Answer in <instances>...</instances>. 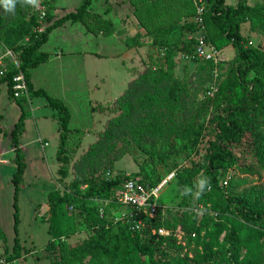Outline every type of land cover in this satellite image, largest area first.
Here are the masks:
<instances>
[{
    "label": "rangeland",
    "instance_id": "rangeland-1",
    "mask_svg": "<svg viewBox=\"0 0 264 264\" xmlns=\"http://www.w3.org/2000/svg\"><path fill=\"white\" fill-rule=\"evenodd\" d=\"M79 1L40 0L37 9L17 4L14 13L0 7V53L9 49L17 56L19 46L27 40L26 31L35 27L30 23L39 9H49L47 21L45 16L37 19L43 29L73 10ZM260 1L263 0H246L248 4ZM224 2L233 4L235 0ZM204 6L198 0H93L91 15H85L83 22L66 21L50 33L42 50L51 51L60 46L64 52L48 64H39L32 73L37 87L61 99L68 108L67 176L60 178L61 164L55 158L57 124L52 117L55 111L42 96L24 100L19 146L25 167L16 198V231L11 182L15 164L11 160L9 135L3 136V132L12 127L21 109L8 98L6 84H0V230L4 235L0 239V255L12 252L17 236L19 253L11 264L70 262L68 250L87 239L95 229L96 218L86 215V207L101 209L102 216L97 218L115 232L130 207L112 198L113 193L85 197L86 184L70 185L78 177L101 180L107 172L136 173V177L155 183L151 186L173 173L159 190L155 202L160 205L158 214L163 222L160 228L169 231L168 235L178 239L183 248L179 252L169 248L166 241L157 237L166 235L158 234V228L148 225L137 238L153 248L152 258L135 250L128 238V255L111 259L105 254L101 258L90 254L77 258L80 264H151V260L159 259L162 264L179 262L182 257L193 259V249H201L204 240L217 252L210 264H264V221L249 222L236 214L234 206L225 208L227 194H241L256 187L257 209L264 211V171H245L257 163L250 132L230 146L235 161L218 178L224 193L209 191L195 202L206 209L203 215H196L191 197L182 196L178 190L203 171L217 130L220 110L216 103L221 96L218 90L226 86L234 60L231 45L218 47ZM197 7L201 8L199 14ZM198 16L202 17L201 22L197 21ZM191 21L197 25L194 31L181 28L183 23ZM85 23H89V28ZM240 28L253 39L249 43L264 48V32L259 29L257 35L250 32L248 21ZM189 37H204L218 49V60L179 55L181 39ZM171 77L179 80L183 92L174 108L169 109L163 98ZM126 87L128 92L120 96ZM22 95L27 98L26 93ZM187 127L197 131L192 145L186 141ZM51 189L73 196L72 202L62 206L64 217L61 218L62 222L67 217L73 231L60 239L48 232L51 210L46 193ZM192 224L200 227L198 239L186 246L185 233ZM229 228L235 230L238 239L232 251L224 243Z\"/></svg>",
    "mask_w": 264,
    "mask_h": 264
},
{
    "label": "trees",
    "instance_id": "trees-1",
    "mask_svg": "<svg viewBox=\"0 0 264 264\" xmlns=\"http://www.w3.org/2000/svg\"><path fill=\"white\" fill-rule=\"evenodd\" d=\"M93 0H80L73 10L65 12L63 15L55 18L49 24L45 25L39 33L36 30L38 25L37 15L32 16V26L34 29L27 30L26 42L19 46L17 61L18 66H15L9 59L5 60L3 66V73L0 75V84L5 83L7 88V96L20 107V114L17 120L12 124L8 133L9 135L13 157L12 162L15 164V170L12 173L11 182L13 185V220L14 231L18 222L16 198L19 185L22 182V174L25 163L22 156V151L19 146L20 133L23 130V118L25 112L23 111L22 104L24 100L34 96H42L46 101V105L53 109L55 112L52 117L56 120L57 130V146L55 150V158L60 162L58 173L60 178L67 176L68 158L65 155V146L68 139L70 129L68 128L69 111L64 102L57 98L50 96L43 88L34 87L31 82L30 69L38 66L48 59V53L41 49V46L47 41L50 31L66 21L76 22L84 21V16L90 14V6ZM106 2V0H104ZM205 3V10L207 12V20L211 24L214 31V36L217 39L218 47L231 45L234 49L233 65L228 71V82L221 90V96L216 106L219 108L217 117L215 139L212 141V150L206 157V163L203 165V172L211 178V191L223 194V189L218 183L219 175L226 168L234 163V154L230 149L232 144L240 142L247 132L255 145L256 165L246 167L245 171L249 173H259L264 171V48L258 44H251L248 39L241 32V24L248 21L250 30L257 31V29L264 32V0L248 4L246 0H235L233 4H227L224 0H199ZM107 9L103 12L107 13ZM45 19L49 17V9L46 10ZM91 15V14H90ZM47 21V20H46ZM85 27L89 28V23ZM188 31H194L197 28L195 22H186L181 25ZM179 46V55L191 54L194 50L196 39L193 37L181 39ZM192 59H198L193 58ZM203 60V59H200ZM211 61V60H204ZM172 58L168 59V70L171 72ZM18 71H21L26 83V96H14L12 89V76ZM252 73L251 76L249 74ZM129 87H126L120 96H124L128 92ZM183 92V86L175 77H171V82L166 89V94L163 98V103L169 108H174L179 96ZM192 127V126H190ZM187 127L186 141L188 145L196 142V130ZM185 143V142H184ZM186 146V145H184ZM136 173H116L106 174L104 178L96 181L93 178L78 177L74 178L70 185L77 187L78 184H86L84 196H108L113 193L112 198L116 200V196L121 187L124 178L131 177L137 178L140 183L147 184L148 186L154 185L144 181L142 178L136 177ZM194 179H189L190 185ZM253 189L241 194H225V208L229 209L235 207L236 214L242 219L253 223H261L264 221V211L257 209L258 199L256 195L258 192ZM207 193V192H206ZM205 193V194H206ZM46 201L50 204L51 210L48 216V232L55 238L60 239L62 235H68L73 231L72 225L68 224L67 217L61 222L64 217V210L62 206L64 203L73 201V196L69 193L58 189H51L46 193ZM128 206V205H127ZM130 207V206H128ZM133 208L130 207V210ZM134 210V209H133ZM232 211V209H230ZM95 213V214H94ZM103 213V211H102ZM157 212L153 216L141 213L138 215L143 220L144 225L139 230L130 229L128 221L130 218H125L123 223L118 224L116 231L108 230L99 214V209L86 207V215L90 218L95 216V229L93 233L87 237L83 242L76 244L68 250L69 256L72 258L70 262L52 261L51 264H80L77 260L85 258L87 255L94 254L101 258L104 254L108 255L111 259L126 256L130 253L128 238H131V243L135 250L144 254H148L152 258L153 248L143 242H139L137 235L141 233L148 225H152L155 229L161 227L163 222L162 218ZM97 214V216H96ZM102 222V223H101ZM64 225V226H63ZM200 231L199 225L192 224L187 228L184 239L186 246H189L192 240L198 239ZM193 234V235H192ZM4 235L0 230V239ZM161 241H166L169 248L182 251L183 246L177 243L179 241L173 235L159 236ZM12 252L5 256L6 264H11V261L18 256L19 243L17 236L14 237ZM224 243L229 245V250L232 251L238 245L236 232L233 228H229L224 236ZM185 246V245H184ZM194 258L187 259L182 257L181 261H169L163 264H210L216 257L217 252L213 249L209 241H202L201 249L195 248ZM4 256V255H3ZM103 264V263H98ZM151 264H162V261L151 260Z\"/></svg>",
    "mask_w": 264,
    "mask_h": 264
},
{
    "label": "built area",
    "instance_id": "built-area-1",
    "mask_svg": "<svg viewBox=\"0 0 264 264\" xmlns=\"http://www.w3.org/2000/svg\"><path fill=\"white\" fill-rule=\"evenodd\" d=\"M200 11L201 8L197 7L198 14ZM45 12V9H39L37 19L43 18L45 16ZM197 21L201 22L202 17L198 16ZM36 30L40 33L42 31V27L37 25ZM218 53V49L211 43L207 42L204 37H199L196 39L193 52L191 54H183L182 56L187 58L193 57L203 60L217 61L219 57ZM6 59H9L15 66H18V61L15 55H13L9 49H6L0 53V75L3 73V66L5 65ZM12 82L14 96H20L22 93H26V83L21 71H18L12 76ZM209 93L211 92L209 91ZM43 144H46V142ZM0 161H2L1 158ZM172 176L173 173L168 174L155 186L139 184L137 178L126 177L123 179L119 192L116 196V200L121 204L128 205L134 209L125 214L126 219L130 218L128 221L130 229L139 230L144 225L143 220L138 217L139 214L144 213L149 216H153L160 211V205L155 202V199L163 184L166 183ZM99 214H102L101 209H99ZM157 232L160 235L169 234V231L160 227L157 229ZM0 264H6V259L3 255H0Z\"/></svg>",
    "mask_w": 264,
    "mask_h": 264
},
{
    "label": "clouds",
    "instance_id": "clouds-1",
    "mask_svg": "<svg viewBox=\"0 0 264 264\" xmlns=\"http://www.w3.org/2000/svg\"><path fill=\"white\" fill-rule=\"evenodd\" d=\"M17 4H20L22 7L30 6L37 9L40 7V0H0V7L7 13H14ZM211 188V178L201 171L190 185H183L178 190L182 196L191 197L195 214L200 216L204 214L206 209L195 204V202L199 201L206 192L211 191Z\"/></svg>",
    "mask_w": 264,
    "mask_h": 264
},
{
    "label": "crops",
    "instance_id": "crops-1",
    "mask_svg": "<svg viewBox=\"0 0 264 264\" xmlns=\"http://www.w3.org/2000/svg\"><path fill=\"white\" fill-rule=\"evenodd\" d=\"M57 28V27H56ZM56 28H54V29H56ZM54 29H52L51 31H50V33L54 30ZM250 32H252V33H254V34H258L257 33V31H254V30H250V29H248ZM249 31H247V32H249ZM50 33L48 34V38H49V35H50ZM247 39H248V42H252V38L251 37H247V35L246 34H244V33H242ZM258 40L259 39H261V38H257ZM263 40V39H262ZM48 42V40L41 46V49H43V46L46 44ZM256 44V43H255ZM56 47V46H55ZM54 47V48H55ZM53 48V49H54ZM47 53H48V59L45 61V62H43L42 64H40V65H44V64H48V63H50V62H52V60L53 59H58V58H60V56L63 54V52H64V49L63 48H61L60 46H58V47H56L54 50H51V51H46ZM40 65H38V66H40ZM35 68V67H34ZM34 68H31V70H30V76H31V82L33 83V86L34 87H37L36 85H35V83H34V75H33V73H32V71H33V69ZM36 68H37V66H36ZM52 114V113H51ZM10 130V129H9ZM8 130V131H9ZM8 131L7 132H3V136H4V133H8Z\"/></svg>",
    "mask_w": 264,
    "mask_h": 264
}]
</instances>
